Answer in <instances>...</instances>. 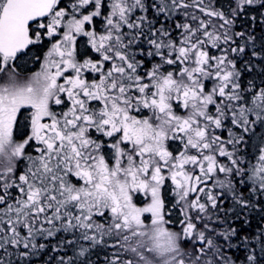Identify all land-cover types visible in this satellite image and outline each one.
Returning <instances> with one entry per match:
<instances>
[{"label":"snow or ice","instance_id":"1","mask_svg":"<svg viewBox=\"0 0 264 264\" xmlns=\"http://www.w3.org/2000/svg\"><path fill=\"white\" fill-rule=\"evenodd\" d=\"M257 6L0 0V264H264Z\"/></svg>","mask_w":264,"mask_h":264},{"label":"trees","instance_id":"2","mask_svg":"<svg viewBox=\"0 0 264 264\" xmlns=\"http://www.w3.org/2000/svg\"><path fill=\"white\" fill-rule=\"evenodd\" d=\"M221 1L222 0H217V3L219 6H221ZM230 3V2H229ZM224 5V4H223ZM251 8V7H250ZM250 8H248L246 15L237 18L236 21V27H242L246 24H248V27L246 28L247 31L245 32H250L252 34H255L257 36L256 38V45L260 47L261 44H264V9L259 8L258 6L256 7V15H252V13L250 12ZM252 9V8H251ZM252 16L256 17V20L253 21L251 19ZM254 25L258 26V31L253 33V27ZM259 47H257V50H259ZM245 58H247V60H253V61H258L257 63L253 64V65H258L257 68L258 71H260L262 74H264V62H261L260 60H257L255 58L252 57H248V55H243ZM36 67V65H35ZM245 69V67H243ZM241 69L242 71H245L244 69ZM260 84V83H258ZM262 213L259 210L256 211H251L248 213V220L250 221L249 224L243 225V227L245 228H249L252 231L256 230V226L260 225V226H264V219H261ZM43 255H47V253L42 254ZM237 256H240V253H236Z\"/></svg>","mask_w":264,"mask_h":264},{"label":"rangeland","instance_id":"3","mask_svg":"<svg viewBox=\"0 0 264 264\" xmlns=\"http://www.w3.org/2000/svg\"><path fill=\"white\" fill-rule=\"evenodd\" d=\"M229 2H230V0H222L221 1V6L223 7V8H227L228 7V5H229ZM224 4V5H223ZM252 8V9H251ZM250 8V12L252 13V15H256V12H257V10H256V7H251ZM248 27V24H246V25H244V26H242V27H239V28H237L236 27V25H235V28H234V30L235 31H247L246 30V28ZM253 33H254V31L255 32H257L258 31V26L257 25H254V27H253ZM255 35V34H254ZM255 37L257 38V36L255 35ZM238 43H239V41H238ZM257 47H259V46H257ZM250 51H251V49H247L246 50V55H248V57H251V55H250ZM33 53H37L35 50H33V52L31 53V54H33ZM37 54H40V53H37ZM29 57H26L25 59H22L20 62H27ZM31 59H32V57H31ZM245 61H248V62H250L252 65L253 64H255V63H257L258 61H253V60H247V58H245L243 55L238 59V61H237V67L238 68H240V69H242L243 67H245ZM36 61L34 60V59H32V61H31V63H35ZM34 65H36V64H33V66L32 67H29V76L33 73V72H35V71H38L39 70V68L38 69H36V70H33V71H31L32 69H34L35 67H34ZM244 69V68H243ZM243 72V76H242V82L243 83H247V81H249V80H254L255 81V83L256 84H258V83H261V81L262 80H264V74H262L260 71H258L257 70V68H255V67H253L252 68V71L251 72H248V71H242ZM21 76H23V75H21ZM26 78H24V80H25ZM20 80H21V78H20ZM252 135V139H253V142H256V141H258L261 137H264V126H257L256 128H255V131H254V133H252L251 134ZM103 258V253L101 254V257H100V259H102ZM92 259H93V261H95L96 260V257L95 256H93L92 257ZM46 258H41V256L38 258V260L37 261H35L34 262V264H45V262H46Z\"/></svg>","mask_w":264,"mask_h":264},{"label":"flooded vegetation","instance_id":"4","mask_svg":"<svg viewBox=\"0 0 264 264\" xmlns=\"http://www.w3.org/2000/svg\"><path fill=\"white\" fill-rule=\"evenodd\" d=\"M36 55H38V54L37 53L30 54L29 58L27 59L28 60L27 62H20L19 71H20L21 75H23V76H20L21 82L24 81V78L27 79V77L29 76V67H32L33 64H36V67L34 65L35 68L32 69L31 71L36 70V69H38L40 67V64H39L38 61H36L35 63H31V61H32L31 57H34ZM3 82H4V79L2 77H0V83H3ZM52 243L54 244L55 241H53ZM41 258H46L47 259V255H43V256L41 255ZM37 260L38 259H36L35 261H37Z\"/></svg>","mask_w":264,"mask_h":264}]
</instances>
